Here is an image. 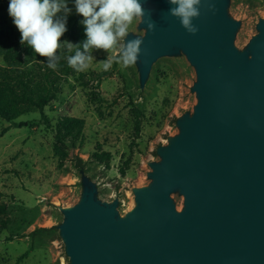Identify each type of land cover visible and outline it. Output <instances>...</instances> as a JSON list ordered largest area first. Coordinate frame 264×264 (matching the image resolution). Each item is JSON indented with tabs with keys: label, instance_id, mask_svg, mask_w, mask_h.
Masks as SVG:
<instances>
[{
	"label": "rangeland",
	"instance_id": "374dc122",
	"mask_svg": "<svg viewBox=\"0 0 264 264\" xmlns=\"http://www.w3.org/2000/svg\"><path fill=\"white\" fill-rule=\"evenodd\" d=\"M226 3L227 21L235 26L231 46L252 62L264 23V0ZM7 7L8 0H0V107L22 113L17 124L30 127L0 138V264H73L62 232L65 212L81 205L87 182L96 187L97 201L118 204L120 220L138 207L136 192L154 185L152 166L162 163L159 151L169 148L182 134L180 124L196 114L198 73L181 52L158 60L143 86L138 63L124 67L114 61L105 70L99 61L108 53L94 50L89 68L77 72L68 65L65 49L60 50L65 58L53 70L46 58L20 44ZM68 7L72 11L61 42L82 43L83 17L73 0ZM142 25L134 22L126 40L145 39L148 30ZM31 89L36 90L29 97L36 107L25 100ZM45 99L42 117L37 106ZM65 118L83 120L85 129L82 145L61 147L69 156L64 163L55 149L56 130ZM9 128L0 120V135ZM170 199L182 214L181 191Z\"/></svg>",
	"mask_w": 264,
	"mask_h": 264
},
{
	"label": "water",
	"instance_id": "95a60500",
	"mask_svg": "<svg viewBox=\"0 0 264 264\" xmlns=\"http://www.w3.org/2000/svg\"><path fill=\"white\" fill-rule=\"evenodd\" d=\"M155 29L137 61L143 86L162 57L184 52L197 70L200 105L182 134L159 151L151 189L120 220L87 182L79 207L65 212L63 237L73 264H264V23L254 59L231 46L226 0H201L188 33L168 0H141ZM209 4L214 7L210 10ZM134 39L133 37L129 38ZM180 190L185 210L170 199Z\"/></svg>",
	"mask_w": 264,
	"mask_h": 264
},
{
	"label": "clouds",
	"instance_id": "9594fccd",
	"mask_svg": "<svg viewBox=\"0 0 264 264\" xmlns=\"http://www.w3.org/2000/svg\"><path fill=\"white\" fill-rule=\"evenodd\" d=\"M75 11L82 16L86 39L79 44L61 42L67 32V17L72 9L68 0H8L7 12L20 33V44L29 46L40 57L46 58L47 66L56 70L65 49L67 63L77 72L86 71L94 59V50L108 53L99 61L105 70L113 62L124 67L137 63L143 40H126L134 22L145 23L148 30L155 29L150 13H146L141 0H73ZM172 5L169 15L179 19L181 26L190 34L198 28L193 20L200 16L201 0H168ZM214 6L209 4L210 10ZM118 51V56L112 52ZM26 58V57H25Z\"/></svg>",
	"mask_w": 264,
	"mask_h": 264
},
{
	"label": "trees",
	"instance_id": "16d2710c",
	"mask_svg": "<svg viewBox=\"0 0 264 264\" xmlns=\"http://www.w3.org/2000/svg\"><path fill=\"white\" fill-rule=\"evenodd\" d=\"M35 95H36V90L31 89L27 92L25 96L26 102H29L34 107H36V104H34V102L29 97ZM47 104H48V99H45L40 106H37L38 107L37 109L40 111L42 117H45ZM22 117L23 114L20 112L4 109L0 107V120L11 125V128L4 131L0 135V138H4V136L7 135L13 129H23L30 127V124L28 123L17 124V122ZM84 129H85V122L79 119L65 118L59 123L58 128L56 130L57 145H56L55 153L59 157L61 162L65 163L69 159V156L63 152L61 147H63V145H66L67 143H70V145H72L73 147H76L77 144L82 145ZM28 256L29 255L27 254L24 259H26Z\"/></svg>",
	"mask_w": 264,
	"mask_h": 264
},
{
	"label": "bare ground",
	"instance_id": "6f19581e",
	"mask_svg": "<svg viewBox=\"0 0 264 264\" xmlns=\"http://www.w3.org/2000/svg\"><path fill=\"white\" fill-rule=\"evenodd\" d=\"M133 211H134V210H133ZM133 211H132V212H133ZM132 212H131V213H132Z\"/></svg>",
	"mask_w": 264,
	"mask_h": 264
}]
</instances>
